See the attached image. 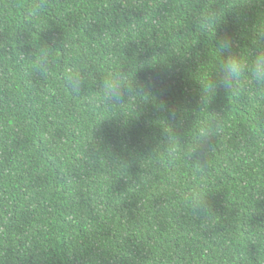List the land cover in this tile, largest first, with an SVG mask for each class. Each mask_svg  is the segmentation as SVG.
I'll list each match as a JSON object with an SVG mask.
<instances>
[{
    "label": "trees",
    "instance_id": "16d2710c",
    "mask_svg": "<svg viewBox=\"0 0 264 264\" xmlns=\"http://www.w3.org/2000/svg\"><path fill=\"white\" fill-rule=\"evenodd\" d=\"M260 53L264 0H0V264H264Z\"/></svg>",
    "mask_w": 264,
    "mask_h": 264
},
{
    "label": "clouds",
    "instance_id": "9594fccd",
    "mask_svg": "<svg viewBox=\"0 0 264 264\" xmlns=\"http://www.w3.org/2000/svg\"><path fill=\"white\" fill-rule=\"evenodd\" d=\"M227 46V45H226ZM246 70L245 65L236 57L228 58L221 66V71L227 81L237 80ZM250 76L258 84H264V53L258 54L251 68L248 69ZM74 79V78H73ZM106 95L113 100H119L121 95V82L119 77H113L105 82ZM210 127H202L200 130L201 138H206L211 133Z\"/></svg>",
    "mask_w": 264,
    "mask_h": 264
}]
</instances>
